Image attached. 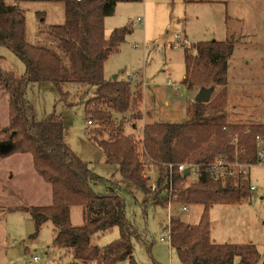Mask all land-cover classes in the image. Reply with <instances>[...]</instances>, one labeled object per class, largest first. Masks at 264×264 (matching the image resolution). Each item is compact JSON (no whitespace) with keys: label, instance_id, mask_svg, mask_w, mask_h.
I'll list each match as a JSON object with an SVG mask.
<instances>
[{"label":"trees","instance_id":"1","mask_svg":"<svg viewBox=\"0 0 264 264\" xmlns=\"http://www.w3.org/2000/svg\"><path fill=\"white\" fill-rule=\"evenodd\" d=\"M17 3H60L63 8V24L48 29L63 51L64 62L55 52L26 41L25 20L16 5H6L0 0V45L7 47L25 65L23 75L16 77L11 71L0 69V88L8 102V125L2 131L11 150L0 155H29L33 170L50 186L49 206L13 208L27 213L34 225V235L40 227L50 222L55 230L52 246L68 250L74 264H116L131 257L130 238L135 235L132 225L124 217L125 204L115 192L97 194L88 182L87 163L69 151L63 141L62 118L53 113L37 120L31 104L25 101V90L30 84L48 83L61 97L67 96V85L95 88V96L85 104L90 125V139L104 156L107 165L116 167L119 176L159 200V193L150 194L142 177V164L149 161L158 166L173 164L197 165L200 177L179 195L177 204L199 205L202 213L195 225L179 218H170V247L181 264H264L262 255L254 245L216 244L210 240L208 210L213 204H233L251 195L247 179H227L216 182L207 170L216 157L254 165L256 135L264 139V126L258 124L226 123L225 92L219 93L207 104L192 103L189 119L182 123L153 122L144 124L138 141L123 135L124 123L115 121L113 114H128L134 128V120H141L138 108L141 93L139 82L106 81L103 66L109 54L115 51L128 28L114 30L108 39L104 37L103 21L114 13L116 0H16ZM194 55L185 52L183 85L187 90L225 87L227 61L233 52V42L212 41L193 46ZM225 90V88H224ZM223 90V91H224ZM97 127V128H96ZM236 139V145L233 144ZM140 142V144H139ZM161 179L159 182H161ZM175 188L180 190L182 176L175 174ZM73 206L82 208L83 225L72 227L69 211ZM114 227L119 238L103 248L91 244V237Z\"/></svg>","mask_w":264,"mask_h":264},{"label":"rangeland","instance_id":"2","mask_svg":"<svg viewBox=\"0 0 264 264\" xmlns=\"http://www.w3.org/2000/svg\"><path fill=\"white\" fill-rule=\"evenodd\" d=\"M3 1L7 5L18 6L22 11L28 43L51 49L66 61L56 39L48 32L51 26L63 24L62 4ZM124 27L128 28V32L103 66L106 81L125 82L136 74L142 83L138 84L141 120H134L135 128L124 123L123 135L132 136L138 143L144 124H173L189 119L188 110L200 86L189 91L183 85L184 55L185 52L194 55L193 46L197 43L212 41L233 42V52L227 61L228 87H224L225 90L216 87L210 100L225 92L223 120L226 123H264V0L118 1L114 13L103 21L105 39L114 30ZM0 69L19 77L23 75L25 65L7 47L0 45ZM247 76L254 77L259 83L257 88L245 84ZM63 92L68 95L59 96L48 83L30 84L24 99L33 106L37 120L51 113L62 118L63 141L69 151L87 163L88 182L95 193L110 192L107 191L110 182L117 187V193L125 204L124 217L135 231L130 238L134 262L181 264L169 242L166 239L159 241L167 221L166 205H156L150 201L151 196L148 199L124 181L115 166L104 162L102 152L90 139L89 133L95 124L87 125L85 104L94 98L95 88L72 84L67 85ZM128 116L113 114L117 122ZM6 125L8 102L0 88V142L7 139V135L2 133ZM1 163L18 173L17 181L9 190L0 180V264H74L68 250L52 246L55 228L50 222L44 223L33 236L34 225L29 215L8 209L18 205L50 203V186L35 176L30 156L9 154L0 157ZM247 175L250 186L254 187L248 198L233 204H213L209 208V235L216 244L254 245L262 255L264 166L250 167ZM202 210V206L188 205V212L180 214L178 207L172 206L171 218L195 225ZM69 218L72 227L82 226V208L71 207ZM118 238L119 230L114 227L93 235L91 244L103 248ZM33 257L38 258L36 263L32 262ZM94 263L99 264L97 261ZM116 264H130V261L125 259Z\"/></svg>","mask_w":264,"mask_h":264},{"label":"built area","instance_id":"3","mask_svg":"<svg viewBox=\"0 0 264 264\" xmlns=\"http://www.w3.org/2000/svg\"><path fill=\"white\" fill-rule=\"evenodd\" d=\"M81 1V0H75ZM116 1H134V0H116ZM139 25L142 22L138 21ZM137 75L133 74L132 77L127 79L126 81L130 84L137 81ZM140 83V82H139ZM142 84V83H141ZM127 123L130 124V118L127 117ZM90 122H87V125H90ZM255 148H256V161L254 165L264 166V139L256 135L254 138ZM233 144L236 145V139H233ZM251 164H243L238 161H228L224 157H216L210 164L207 165V170L211 175L213 181L216 182H224L227 179H247V170L254 166ZM161 169H158V166L151 165L149 161H145L142 164V177L147 180L148 189L150 194L159 193V196L162 195L161 198L166 199V215L167 221L165 226L162 228L163 232L159 237V241L162 242L165 239L170 244V218L172 217V206H177L180 214H186L188 212L187 205H179L177 204L178 195L187 188L192 182L197 181L200 177V169L197 165H188L184 164H163L161 165ZM188 169L187 176H183V172ZM178 174L182 176V182L180 185L182 188L177 190L175 188L173 179L174 175ZM161 182L159 180L161 179ZM254 190L253 186L249 187V191L252 192ZM172 213V214H171ZM38 261L37 257L32 258V262L36 263Z\"/></svg>","mask_w":264,"mask_h":264},{"label":"crops","instance_id":"4","mask_svg":"<svg viewBox=\"0 0 264 264\" xmlns=\"http://www.w3.org/2000/svg\"><path fill=\"white\" fill-rule=\"evenodd\" d=\"M6 4V3H5ZM7 5V4H6ZM228 68V67H227ZM115 78V77H114ZM254 77H252V76H247L246 78H245V80H246V85L248 86V87H250V88H257V86L259 85V83L257 82V81H255L254 79H253ZM227 79H228V77H227ZM138 82H140L139 80H137ZM227 81V80H226ZM264 85V84H263ZM225 87H228V81H227V83H226V85H225ZM260 125H263L264 126V123L262 122V123H260V121L258 122ZM135 123H134V128H135ZM131 128H133V127H131ZM31 160V159H30ZM5 162V161H4ZM3 162V163H4ZM32 165V164H31ZM18 173V172H17ZM16 173V171L14 170V171H12L11 170V168L9 167V166H7V165H3L2 163L0 164V180L5 184V186L7 187V189L9 190V188H10V186L12 187V186H14V182L15 181H17V174ZM36 174V173H35ZM34 174V175H35ZM35 176H37V177H39L37 174L35 175ZM40 178V177H39ZM41 179V178H40ZM249 181V180H248ZM50 188V187H49ZM107 191H112V192H115L117 195H118V193H117V191H118V189H117V187L114 185V183H112V182H110L109 184H107ZM20 192V191H19ZM119 196V195H118ZM121 198V197H120ZM50 203H51V192H50ZM50 203H44L43 205H42V203L41 204H39V205H23V206H20V205H18V206H16V207H9L8 209H13V208H21V207H27V206H49L50 205ZM90 264H95V263H90ZM234 264H237V261L236 262H234Z\"/></svg>","mask_w":264,"mask_h":264},{"label":"water","instance_id":"5","mask_svg":"<svg viewBox=\"0 0 264 264\" xmlns=\"http://www.w3.org/2000/svg\"><path fill=\"white\" fill-rule=\"evenodd\" d=\"M115 79V78H114ZM214 92L213 87L200 88L197 95L194 98V103L207 104L210 101V97ZM11 150V145L8 143H0V155H5ZM188 169L183 172V176H187ZM128 254L131 253L130 250L127 251Z\"/></svg>","mask_w":264,"mask_h":264}]
</instances>
